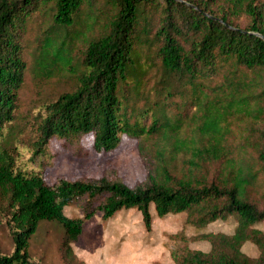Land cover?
<instances>
[{"label":"trees","instance_id":"obj_1","mask_svg":"<svg viewBox=\"0 0 264 264\" xmlns=\"http://www.w3.org/2000/svg\"><path fill=\"white\" fill-rule=\"evenodd\" d=\"M39 14L49 18L39 69L70 65L80 28L88 37L75 86L39 107L28 145L14 125L26 66L21 38ZM240 122L258 126L254 155L230 142ZM86 134L96 151L114 150L123 135L137 139L146 178L133 186L105 176L47 183L49 140ZM263 172L264 0H0V211L13 241L0 264H40L28 246L42 220L63 228L64 264H84L71 244L96 212L109 219L136 208L149 230L151 206L158 217L187 212L197 227L236 221L232 234L208 235V252L186 248L175 264H264L256 227L264 204L250 196ZM77 202L83 217L67 216ZM246 241L259 247L257 258L241 251Z\"/></svg>","mask_w":264,"mask_h":264},{"label":"rangeland","instance_id":"obj_2","mask_svg":"<svg viewBox=\"0 0 264 264\" xmlns=\"http://www.w3.org/2000/svg\"><path fill=\"white\" fill-rule=\"evenodd\" d=\"M49 18L34 16L22 34V56L25 61L24 82L18 90V109L15 128L23 144L31 145L36 138L39 107L55 99L60 93L70 91L75 86L73 71L80 59L87 32L80 28V37L69 52L68 66L52 64L48 58L46 69H39L37 62L47 35L45 29ZM236 23L244 26L246 16ZM99 26L92 31L99 33ZM84 32V33H82ZM85 34V35H83ZM91 34V33H90ZM60 67V68H59ZM59 68V70H58ZM258 126L255 123L240 122L233 125L230 142L237 148L244 146L249 155L256 154ZM49 158L44 159L43 176L51 184L58 178L98 179L102 176L110 180L120 179L128 186L142 182L146 178V168L139 151V141L123 135L119 146L111 151H96L93 135L86 134L72 142L53 137L47 144ZM30 156V151L23 157ZM262 186L251 190L250 196L259 205L264 204V172ZM69 217H83L81 203H73L64 208ZM152 224L146 229L142 216L136 208L121 209L113 217L103 219L101 212L86 221L82 233L73 242L72 249L78 260L84 264H175V256L184 249L208 252L211 249L209 234L233 233L236 221L230 217L216 220L203 227L188 222L187 212L169 213L158 217L151 206ZM264 232V221L256 224ZM63 228L56 221L42 220L29 239L28 252L32 261L40 264H64L61 252ZM13 241L0 211V252L10 254ZM241 251L251 259L260 255L259 247L246 241Z\"/></svg>","mask_w":264,"mask_h":264}]
</instances>
